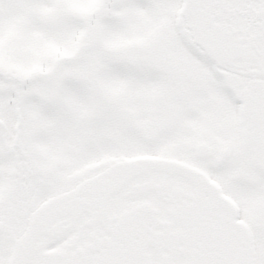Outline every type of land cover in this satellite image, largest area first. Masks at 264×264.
I'll use <instances>...</instances> for the list:
<instances>
[{"label":"snow or ice","instance_id":"6c2138e0","mask_svg":"<svg viewBox=\"0 0 264 264\" xmlns=\"http://www.w3.org/2000/svg\"><path fill=\"white\" fill-rule=\"evenodd\" d=\"M0 264H264V0H0Z\"/></svg>","mask_w":264,"mask_h":264}]
</instances>
